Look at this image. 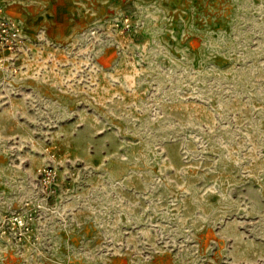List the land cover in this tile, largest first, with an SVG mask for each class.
<instances>
[{
    "label": "rangeland",
    "instance_id": "374dc122",
    "mask_svg": "<svg viewBox=\"0 0 264 264\" xmlns=\"http://www.w3.org/2000/svg\"><path fill=\"white\" fill-rule=\"evenodd\" d=\"M84 20L0 55V264H264V0Z\"/></svg>",
    "mask_w": 264,
    "mask_h": 264
},
{
    "label": "crops",
    "instance_id": "0c3cea01",
    "mask_svg": "<svg viewBox=\"0 0 264 264\" xmlns=\"http://www.w3.org/2000/svg\"><path fill=\"white\" fill-rule=\"evenodd\" d=\"M7 14L18 18L33 39L48 45L68 41L90 9L116 0H5ZM85 21V20H84Z\"/></svg>",
    "mask_w": 264,
    "mask_h": 264
},
{
    "label": "built area",
    "instance_id": "2783aa9c",
    "mask_svg": "<svg viewBox=\"0 0 264 264\" xmlns=\"http://www.w3.org/2000/svg\"><path fill=\"white\" fill-rule=\"evenodd\" d=\"M5 2L0 0V55L4 53L18 55L25 45L23 23L18 18L7 14ZM117 24L119 25V22ZM122 24L129 28L131 26L129 17L123 18Z\"/></svg>",
    "mask_w": 264,
    "mask_h": 264
}]
</instances>
